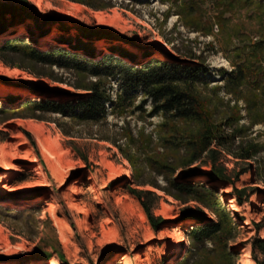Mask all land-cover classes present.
Masks as SVG:
<instances>
[{"label":"rangeland","instance_id":"1","mask_svg":"<svg viewBox=\"0 0 264 264\" xmlns=\"http://www.w3.org/2000/svg\"><path fill=\"white\" fill-rule=\"evenodd\" d=\"M0 2L15 4L17 15L30 14L16 24L8 18L10 25L0 34V42L22 39L44 52L60 50L66 60L57 57L65 66H49L32 63L21 52L0 56V88L10 91L0 94V264H197L198 251L188 228L199 213L215 221L219 216L167 185L148 168L142 152L135 157L133 171L112 141L125 142L121 128L127 125L141 151L160 150L154 135L151 143L137 137L138 131L152 132L162 119L147 116L153 103L144 91L147 70L157 61L204 68L198 77L205 82L196 81L192 90L206 109L204 123L217 127L213 136L221 137L224 131L229 147L212 144L220 152L214 163L217 171L204 152L201 160L178 168L173 178L185 181L192 175L197 184L213 191L229 218L226 245L231 264H258L251 241L264 238V97L254 95L246 81L236 85L227 78L238 64L254 60L253 52L264 64V2L42 0L41 6L32 0ZM111 19L116 23L109 24ZM81 26L110 29L132 43L97 37L91 41L79 32ZM29 30L32 37L27 39ZM79 38L96 53L76 48ZM254 43L260 47L256 51ZM95 81L110 99H104V116L84 121L78 98L90 92L85 88ZM9 95L22 104L42 98L70 100L71 108L66 114L29 105L15 109ZM113 108L118 112L125 108L126 114ZM251 144L257 146L255 156L238 158ZM106 158L122 161L128 174L103 192L100 203L88 176L101 173ZM10 159L14 168L5 170L4 161ZM153 182L172 193L144 188L155 186ZM235 187L247 188L241 204ZM134 190L153 193L142 196L161 218L159 229L152 226ZM83 202L90 212L89 229L80 212ZM256 255L264 259L262 253ZM213 259L208 256L205 261L219 264Z\"/></svg>","mask_w":264,"mask_h":264},{"label":"trees","instance_id":"2","mask_svg":"<svg viewBox=\"0 0 264 264\" xmlns=\"http://www.w3.org/2000/svg\"><path fill=\"white\" fill-rule=\"evenodd\" d=\"M240 1L242 0H229V3L233 4ZM250 1L252 0H245V2ZM259 1L264 2V0ZM16 9L15 4L0 2V34L10 25L7 21L8 18H11L16 24L22 19L24 21L25 17L30 15H17ZM24 10L28 11L29 9L25 6ZM62 28L63 30L67 29L65 24H62ZM79 32L82 33L83 37L91 41L97 37L111 41L132 43L131 38L119 36L112 30L106 28L93 30L89 29L87 26H81ZM78 44L76 48L80 50L89 49L91 53H96L94 47H87L80 38ZM251 46L255 51L260 48L259 44L255 45V43ZM4 52H21L27 60L35 64L65 66L63 62L61 64L57 59V57H59L60 60L64 59L60 50L54 51L53 53L44 52L37 46H33L29 41L24 42L22 39L10 38L0 42V56L1 53ZM123 54H125V50H123ZM253 57L255 58L254 60L246 59L238 64L235 70L230 73L227 81L236 85L242 83V81H246L251 87V91L254 95L264 97V64L254 52ZM19 67H23V65L20 64ZM25 67L29 68L28 66ZM200 69L204 68H198L197 66L189 64L180 66L178 64H168V62L157 61L154 65L149 66L147 70L148 72L144 77L146 86L144 91L146 95L151 97L153 103L147 116L160 115L162 119L155 124L152 132L146 134L141 130L138 131L137 137L141 138L142 141L147 140L151 143L154 135L157 139L156 145L160 150L141 151L139 145L136 144L138 140L135 139L132 129L127 125L121 128L125 142L119 143L118 140L112 141L119 148L122 157L130 163L133 171L136 170L135 157L136 155L140 156L142 152L145 156L144 159L148 168L155 174L160 175L167 185L173 186L179 192L185 193L203 202L206 207L219 216V219L215 221L208 218L204 212L195 215L197 222L188 228V236L194 243V248L198 251L197 264H207L205 258L208 256L209 258L212 256L214 258L213 260H217L219 264H231L232 253L227 250L226 245L227 233L229 232V218L225 217L224 208L220 206L216 195L204 185L197 184L191 179L192 175H189L185 181H178L173 178L178 168L193 164L202 157L205 151H207V155L214 160L212 162V167L217 171L214 163L215 160L218 159L220 152L217 148L209 151L207 148L213 143L227 148L229 147L227 137L223 134L224 131L221 137L216 135L213 136V131L217 127L210 123H204V121H206V117H204L206 109L201 107L197 95L192 90V85L196 81L205 82L204 79L198 77ZM80 87L81 86H79V88ZM85 90L90 92L82 94L79 96L80 98H78V107L82 110L80 119L84 121H98L106 112L104 99H110V97L105 96L104 90L101 89V86L96 81L92 82L91 86L85 88ZM7 98L10 100V103L14 104L13 107L15 109H22L29 105L34 110L66 114L68 112L67 108H71V101L64 99L57 101L55 99L42 98L39 101L32 102L29 100L22 104L17 96L9 95ZM110 102L113 105L114 102H112V100H110ZM113 109L117 114H126L125 108L121 109L120 112H118L116 108ZM257 152L256 144H251L245 151L243 150L240 153L238 158L251 159ZM244 172H246V170L239 175ZM114 182L116 183L117 180L110 183L109 187L114 186ZM153 183L164 192L168 194L172 193L168 187L159 186L156 182ZM246 190V187H235L234 189V194L240 204L244 202L242 194L245 193ZM134 193L139 197L152 226L155 229H159L161 218L153 214L150 203L142 196L143 193L147 195L153 193L148 190H134ZM222 213H224V216ZM207 242L211 244L210 247L206 246ZM251 243L254 259L258 264H264V259L260 260L256 255L257 252L264 255V238H254ZM208 264H213V262Z\"/></svg>","mask_w":264,"mask_h":264},{"label":"bare ground","instance_id":"3","mask_svg":"<svg viewBox=\"0 0 264 264\" xmlns=\"http://www.w3.org/2000/svg\"><path fill=\"white\" fill-rule=\"evenodd\" d=\"M32 1L36 2L39 6H41L42 0H32ZM124 11H126V10H124ZM126 12L130 13L129 11H126ZM130 14H132V13H130ZM96 17L99 20L102 19V17H100L98 15H96ZM108 21H109V24H115L116 23L115 20H112V19L108 20ZM121 27L123 28L125 26L122 25ZM27 34H28L27 35V39L32 37L30 30L27 32ZM220 61L223 63V65L225 64V60L224 59H220ZM14 72L18 73L19 70L18 69H14ZM9 92L10 91L8 89L4 88V87L0 88V94H8ZM75 143H76V141H75ZM211 149H215V145H210L209 148H208V151L211 150ZM204 154L207 155V152L205 151ZM62 157L64 159V163H68V157L66 156V154H64ZM13 168H14V164L11 161V159L4 161V169L5 170H12ZM4 173L7 174V172H4ZM124 174H128V170L126 169V166L124 165V163L122 161H120L118 159H107V158L104 160L103 169H102L101 173L93 174L91 172L89 174L88 179L91 180L90 189L95 194V198L98 200V202H100V203L103 202L102 194L110 186V183H112L115 180H119ZM144 188H146L148 190H153V191L158 192V193H163L162 190L157 189L155 186H153L151 184H147ZM76 191H78V193H79L80 192L79 188H77ZM80 212L82 214H84L85 217H86L85 229H89L90 228V223L88 221V218H89L90 212H89V209L86 207L85 203L82 205V207L80 209ZM52 264H56V263L53 262Z\"/></svg>","mask_w":264,"mask_h":264}]
</instances>
